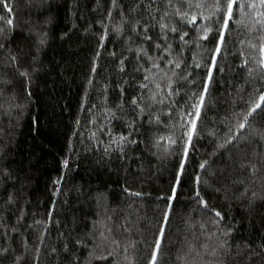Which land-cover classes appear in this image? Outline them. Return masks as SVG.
<instances>
[{"label": "trees", "instance_id": "trees-1", "mask_svg": "<svg viewBox=\"0 0 264 264\" xmlns=\"http://www.w3.org/2000/svg\"><path fill=\"white\" fill-rule=\"evenodd\" d=\"M212 2L206 0L205 14ZM112 3L0 0V16L13 20L12 26L0 20V264H73L74 257L83 264L89 250L107 257L92 264H150L161 226L158 264H264V112L236 130V114L247 110L255 89L264 90L258 64L264 30L253 26V11L245 7L241 18L237 9L225 34L165 225L168 202L162 197L175 181L184 146L180 124L188 119L181 113L192 111L193 94L202 90L216 35L198 40L196 29L181 22L175 7L195 11L183 0H172V6L166 0ZM165 12L164 22L177 28L166 41L159 29ZM145 23L156 25L147 32L151 42L144 39ZM168 44L171 54L163 50ZM141 48L146 55L138 53ZM169 59L182 61L181 67L167 64ZM153 93L164 103L154 101ZM157 115L159 122L149 123ZM229 129L237 139L218 148ZM169 136L175 145L168 144ZM203 161L209 164L202 170ZM197 174L204 199L224 214L218 225L194 197Z\"/></svg>", "mask_w": 264, "mask_h": 264}, {"label": "snow or ice", "instance_id": "snow-or-ice-1", "mask_svg": "<svg viewBox=\"0 0 264 264\" xmlns=\"http://www.w3.org/2000/svg\"><path fill=\"white\" fill-rule=\"evenodd\" d=\"M169 6H172V0H166ZM184 3H186L188 9H195V11H192L189 13L188 11L182 12L180 10V7H175V15H177L182 23H186L187 25H191L193 28L196 29L198 35V40H203L207 41L210 37L211 34L215 33L216 35V43L215 47L210 51V56H209V62L210 66L206 65L207 68V78L203 83L202 90L201 92L197 95L196 93L193 94V96L196 99V102L191 105L192 111L189 112H182L181 113V119L183 120V117L186 115L188 116V119L186 122L181 123L180 127L183 130L182 131V138L184 139V146L182 150V158L179 163V169L177 170L175 174V181L171 185L170 188V194L167 196L162 197L163 199L167 200V211L164 212L163 214V221L164 224L166 225L169 221L170 218V213L173 210V201L177 199V188L181 185V179H182V173L185 168V163H186V158L188 156V149L191 145V141L193 140V137L195 135H198L197 132V122L200 118L201 115V109L204 106V101L206 98V94L208 91L209 87V81L213 78V68L217 66V55H219L222 51V45L224 42L225 34L227 30L229 29L230 22L234 20V17L237 15V9H238V15L243 18L244 16L247 15L245 13L244 9L247 7L248 9H251L256 17L253 26L256 24H259L260 28L264 30V11H260L259 9L264 8V0H213V2L209 5H207V14L206 12V0H196L195 3H193V0H183ZM113 7H116V0H113L112 3ZM4 7L8 9V12L11 13L12 8L9 7L8 4H4ZM139 5H136L134 8L131 9V11H136ZM150 7V5L146 6ZM123 15V13H121ZM109 16H111V11H109ZM168 16V13L165 12L163 15L160 16V21H159V29L161 33L162 39L165 41L167 40V34L169 31L176 33L177 28L175 26H170L169 24L165 23V17ZM0 20H4L5 23L9 26L13 25V20L12 19H7L3 16H0ZM203 20L204 23L198 25V21ZM215 21V23H213ZM235 23L240 24L242 23V20H236ZM136 25L140 24V21L137 20L135 22ZM155 24H152L151 26L147 23L143 24L142 27L144 29V39L151 42L152 38L147 35V32L150 30V27H155ZM123 25H117L114 28V31L119 32L122 30ZM135 25L133 26V31H135ZM9 31H11V27H9ZM251 31V29H249ZM4 32V28L0 27V34ZM187 35V33L180 34V40L184 41V37ZM261 43L259 44V52H260V59L258 61L259 67L262 72H264V36L260 37ZM41 43H43V40H41ZM244 41H241V44H243ZM199 46V45H198ZM4 44L0 43V48H3ZM155 48L160 49L162 45L160 43H156L154 45ZM250 47L256 48V44H250ZM171 48L172 46L168 44L166 47L163 48L164 52H168L171 54ZM138 53H144L146 55V52L144 49H138ZM240 55L243 57V52L240 53ZM13 60H15V57H12ZM148 59L151 61L152 57H148ZM158 59H163V57H159ZM194 66L195 67H200L201 65L199 63H195V56H194ZM123 63V62H122ZM167 64H174L175 68H180L182 61L180 60H173L169 59L166 61ZM243 65L247 67L248 65V60L244 59L243 60ZM153 68L159 69V65L156 63L152 64ZM95 70V69H93ZM222 73L224 72L223 68L219 69ZM146 71H150V69H146ZM162 71V70H161ZM249 75L252 74V69L249 68ZM175 75V73H173ZM20 75L22 76H27V72H21ZM165 75H167L165 73ZM189 76L181 77V79L188 80ZM149 77L145 76V79L147 80ZM261 79L264 80V75L261 76ZM194 83V82H192ZM174 81L171 77H168L167 79V88L170 90L168 95H172V88H173ZM141 87H147V85H141ZM156 89L159 91L161 88V85L159 83L155 84ZM178 94V92L176 93ZM157 93L152 94V99L156 101ZM191 99V97H190ZM158 103L163 104L164 101L163 99L156 101ZM132 103L135 105L137 104L136 99L134 98ZM249 106L246 111L242 110L240 113H237V124H236V130L237 132L241 129H245L250 126V118L253 117L257 112H264V90H260L259 88L255 89L254 92L252 93L250 100H249ZM141 112L144 111L143 108L140 109ZM159 122L160 117L154 116L151 117L149 120V123L153 122ZM212 135H215V133H211ZM259 137L262 141H264V133H260ZM127 138L124 136L120 137L121 141L126 140ZM161 139H164L161 137ZM237 139L236 135L232 132V129L228 130V133L226 134V139L223 141V143H219L217 145L218 148H225L227 145L233 143ZM168 144L169 145H175L177 143V139L173 138L172 136H169L167 138ZM135 143V141H133ZM67 160L64 161V164L67 165ZM209 162L208 161H203L200 163L199 167L203 170L208 167ZM252 171H256V166L252 165ZM4 174L7 175V170L4 169ZM202 181V177L197 174L195 177V184L197 185L196 191L194 192V197L197 200L198 204L202 206V208L207 209L208 211L214 213L215 219L212 220L213 224H219L220 221L224 218V214L221 211H218L214 207H210L208 202L204 199L203 195L200 192L199 189V184ZM58 183V181L56 182ZM204 183H207V181H204ZM127 191V189H126ZM216 191H220L219 189H216ZM247 188L245 189V193H247ZM136 196H140L141 193H134ZM243 195V194H242ZM257 196L256 192L252 193V198L249 200V204L254 203V200ZM12 201V196L9 194V202ZM203 227V225H201ZM109 231H111L109 229ZM231 232V228L228 229V232L224 233V235H228V233ZM101 236L104 235L102 232L100 234ZM165 235V228L164 226L160 227L159 234L157 238L154 241V248L152 251L151 255V261L150 264H158V251L161 247V242L162 239ZM114 245H118V241L113 240L112 242ZM77 245H81V241L77 240L76 241ZM227 245V241H220L219 247L224 248ZM83 247H87V245H82ZM193 245H189V250H193ZM202 247H207V245H202ZM261 248H264V244L261 245ZM65 250H67V245H65ZM6 251V250H5ZM55 251V249H53ZM127 251V249H125ZM212 255L216 254V249H212ZM112 253L109 252L108 256H111ZM107 260L106 256H94V250H89L87 252V256L84 258L83 264H92V260ZM250 259V258H249ZM73 264H81L80 258L79 257H74L73 259Z\"/></svg>", "mask_w": 264, "mask_h": 264}]
</instances>
